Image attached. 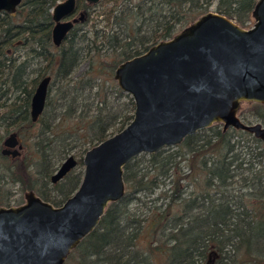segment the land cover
Instances as JSON below:
<instances>
[{"label":"trees","instance_id":"obj_1","mask_svg":"<svg viewBox=\"0 0 264 264\" xmlns=\"http://www.w3.org/2000/svg\"><path fill=\"white\" fill-rule=\"evenodd\" d=\"M59 1L23 0L15 13H0L6 129L22 134L35 129L25 138L21 158L0 169V205H11L15 185L61 205L79 187L88 149L76 153V166L51 184L61 161L133 118L131 96L113 79L116 66L171 38L213 5L248 28L257 0H100L93 5L76 0L78 9L87 11L85 19L54 47L51 9ZM94 7L101 9L90 17ZM83 61L86 70L73 80ZM45 76L51 81L44 112L32 122L31 96ZM56 92L57 115L45 120ZM255 106L254 114L240 112V117L264 124V104ZM67 119L74 129L62 135L57 130ZM123 179L124 196L109 204L64 264H264V142L251 134L214 124L178 146L135 157L125 165Z\"/></svg>","mask_w":264,"mask_h":264},{"label":"water","instance_id":"obj_2","mask_svg":"<svg viewBox=\"0 0 264 264\" xmlns=\"http://www.w3.org/2000/svg\"><path fill=\"white\" fill-rule=\"evenodd\" d=\"M22 1L0 0V13H15ZM75 9L76 0L59 1L51 9L56 47L82 20L83 13L69 20ZM251 15L253 25L245 28L208 10L171 38L118 64L113 79L134 102L132 120L86 150L79 187L61 205L31 190L25 192L23 204L0 205V264H64L98 226L109 204L124 196V167L140 154L178 146L214 124L264 142V124L240 117L243 104H264V0L256 1ZM50 79L43 77L31 97L33 122L43 112ZM17 142L11 134L5 145ZM76 164V158L68 156L51 182Z\"/></svg>","mask_w":264,"mask_h":264},{"label":"rangeland","instance_id":"obj_3","mask_svg":"<svg viewBox=\"0 0 264 264\" xmlns=\"http://www.w3.org/2000/svg\"><path fill=\"white\" fill-rule=\"evenodd\" d=\"M63 1V0H62ZM100 9L101 8H96L95 9V7L93 8V11L91 12V13H89L90 14V17H94L95 16V13H96V11L98 10V11H100ZM209 10H212V11H214L215 10V6L213 5V6H211L210 8H209ZM91 25V22L88 24V26H90ZM252 25H253V20H252ZM30 57V56H29ZM39 65L38 64H35V65H33L32 67L33 68H37ZM87 66H88V62L87 61H83L80 65H79V67L75 70V72L73 73V80H75V79H77V77L78 76H80L81 75V73H83V71L84 70H86V68H87ZM36 76V73H33L32 75H31V77H35ZM41 80V79H40ZM40 80H38L37 81V83L40 81ZM37 83H36V85H37ZM107 89H108V87H107ZM12 96H14V95H12ZM11 96V98H14V97H12ZM57 96V92H56V94H55V96L53 95V100H54V102H52L51 104H50V106L47 108V110L45 111V113H44V118H45V120H52L53 119V117H55V115H57V111H58V109H59V104H60V101H59V99H58V97H56ZM111 97V100H116V99H114L113 98V96H110ZM4 99H2V101H3ZM1 101V102H2ZM111 102H113V101H111ZM7 103H9V101L7 102ZM255 105H257V103H245V104H243L242 106H241V108H240V111H241V113H244L245 115H252V114H254V109H255ZM6 111L4 110V109H0V150H1V141H3V139L6 137L5 136V132H6V130H5V128L2 126V124H1V117L4 115V113H5ZM250 118H251V121H248V122H251V123H255V120H254V118H252L251 116H250ZM70 121L71 122H73V120H71L70 119ZM68 119L67 120H65V122L64 123H62V125L58 128V133H60V134H62V135H67V133H68V130H71V129H74V124H73V126L69 123L70 122ZM247 122V121H246ZM38 127H39V125H38ZM116 128H118V125H115V127H112V128H110L109 129V133H113L114 131H116ZM16 131V128L15 127H9V129H8V132H11V131ZM17 132V131H16ZM18 133V132H17ZM24 134H22V133H18L19 134V137H20V139H22V142H23V150L21 151V155H23L25 152H26V150H25V143H27V140L25 139L26 137H30V136H32L34 133H35V129H30V131L29 132H27L26 131V133L25 132H23ZM117 133V132H116ZM22 134V135H21ZM115 134V133H114ZM29 143H31L29 140H28V144ZM27 145V144H26ZM91 145H93V144H91ZM90 145V143H88V142H85L84 143V145H83V147H77L76 149H73L72 151H70V153L69 154H67V157L68 156H70V155H72V156H74L76 153H80V150H82L83 148L84 149H89V148H91L92 146ZM94 146V145H93ZM26 155L29 157V159H30V153L29 152H27L26 153ZM66 157V158H67ZM75 157V156H74ZM65 160V159H64ZM63 162V160L61 161V163ZM14 162H12L11 160H7V159H2V158H0V165L1 166H11L12 164H13ZM61 163L59 164V166L61 165ZM59 166L56 168V170L55 171H57V169L59 168ZM83 172V171H82ZM11 188H12V190H13V195H12V203L11 204H13V205H18V204H21V203H23L24 202V198H23V193L26 191V190H22L21 189V187H20V185H15V186H11ZM156 197V194L155 195H153L152 197H151V199H153V198H155ZM158 203H160V201L158 202Z\"/></svg>","mask_w":264,"mask_h":264},{"label":"flooded vegetation","instance_id":"obj_4","mask_svg":"<svg viewBox=\"0 0 264 264\" xmlns=\"http://www.w3.org/2000/svg\"><path fill=\"white\" fill-rule=\"evenodd\" d=\"M85 3L87 4V5H93V4H90V3H88L86 0H85ZM98 4V3H97ZM215 11V10H214ZM80 13H83V18H82V20H79L78 22H76L75 24H74V26L75 25H77V24H79V23H82L83 21H84V19H85V16H86V14H87V11H86V9L84 8V7H81L80 9H78V7H77V2H76V9H75V12L73 13V15L69 18V20H72V19H74V18H78L79 16H80ZM52 16V15H51ZM53 22V21H52ZM74 26H73V28H74ZM52 27H53V25H52ZM72 28V29H73ZM71 29V30H72ZM52 30V29H51ZM70 30V31H71ZM69 31V32H70ZM69 34V33H68ZM66 39V38H65ZM64 39V40H65ZM51 40H52V38H51ZM63 40V41H64ZM63 41H62V43H63ZM61 43V44H62ZM52 44H53V42H52ZM60 44V45H61ZM54 45V44H53ZM54 47H56L55 45H54ZM59 47V46H58ZM42 79V78H41ZM50 81H51V79H50ZM50 83V82H49ZM38 84V83H37ZM37 86V85H36ZM49 87V86H48ZM36 88V87H35ZM35 90V89H34ZM34 93V92H33ZM33 95V94H32ZM32 97V96H31ZM46 99H47V97H46ZM31 101V100H30ZM6 104H8V103H5V102H0V109H4V106L6 105ZM45 104H46V102H45ZM44 108H45V105H44ZM7 112V111H6ZM6 112L4 113V115L1 117V124H2V126L5 128V130H6V132H5V138L3 139V141H1V150H0V158H2V159H7V160H11V161H13V160H15V159H18V158H21V151L23 150V142H22V139H20V137H19V134L14 130V131H11V132H8V129H6V127H7V123H6V119H7V117L5 116V114H6ZM43 112H44V109H43ZM42 112V113H43ZM42 113H41V115H42ZM29 115H30V108H29ZM40 115V116H41ZM40 116L38 117V119L40 118ZM30 119H31V116H30ZM37 119V120H38ZM36 120V121H37ZM31 121H32V119H31ZM35 121V122H36ZM33 122V121H32ZM11 134H15L16 135V138H17V144L14 146V147H7L6 145H5V141L9 138V136L11 135ZM19 145H21L22 146V148L21 149H19ZM5 150H7V151H9V153H4L3 154V151H5ZM13 152H15V153H13ZM75 158V157H74ZM64 161V160H63ZM5 168H7V166H1L0 165V169H5ZM58 170V169H57ZM72 170V169H71ZM70 170V171H71ZM69 171V172H70ZM56 171H54V173H55ZM68 172V173H69ZM53 173V174H54ZM52 174V175H53ZM51 175V176H52ZM67 175V174H66ZM65 175V176H66ZM64 176V177H65ZM63 177V178H64ZM62 178V179H63ZM62 179H60V180H62ZM59 180V181H60ZM58 182V181H57ZM57 182H55V183H52L51 182V177H50V183L51 184H56ZM30 191V190H29ZM32 191V190H31ZM25 192H27V191H25ZM25 192L23 193V198H24V194H25ZM34 192V191H33ZM35 193V192H34ZM36 194V193H35ZM37 195V194H36ZM38 196V195H37ZM25 201V200H24ZM24 203V202H23ZM23 203H21V204H23ZM11 205H13V204H11ZM10 205V206H11ZM18 205H20V204H18ZM1 206H4V205H1Z\"/></svg>","mask_w":264,"mask_h":264}]
</instances>
